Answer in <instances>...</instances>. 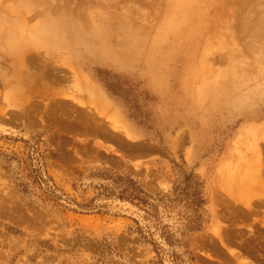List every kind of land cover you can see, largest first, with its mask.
<instances>
[{"label":"rangeland","instance_id":"rangeland-1","mask_svg":"<svg viewBox=\"0 0 264 264\" xmlns=\"http://www.w3.org/2000/svg\"><path fill=\"white\" fill-rule=\"evenodd\" d=\"M251 1L197 0L155 47L171 0H0V264H264Z\"/></svg>","mask_w":264,"mask_h":264},{"label":"bare ground","instance_id":"bare-ground-1","mask_svg":"<svg viewBox=\"0 0 264 264\" xmlns=\"http://www.w3.org/2000/svg\"><path fill=\"white\" fill-rule=\"evenodd\" d=\"M103 1H105V0H103ZM169 0H167V3L169 4V2H168ZM251 1V0H250ZM197 2V0H171V2H170V5L172 6V10L170 11V13H169V15H168V17L166 18V20L162 23V25L159 27V30H158V32H157V39H155L154 41H153V46H159V45H162L163 43H165V40H166V38H167V36H169V35H178V34H180V32H182V30H183V28L185 27V25H186V23H187V21L191 18V16H192V13H193V11H192V9H193V6H194V4ZM252 2V1H251ZM254 2V1H253ZM104 3V2H103ZM107 3V2H106ZM168 4H167V6H168ZM138 5V4H137ZM248 6V5H247ZM257 5H255V7H256ZM125 7V6H124ZM138 7V6H137ZM137 7H136V9H137ZM251 7V6H250ZM144 9V8H143ZM159 9V8H158ZM139 10V9H138ZM137 10V11H138ZM145 10H146V8H145ZM152 10H154V9H152ZM167 10V9H166ZM166 10H164V11H166ZM147 11V10H146ZM96 12H97V10H96ZM144 12V11H143ZM142 12V13H143ZM149 12V11H148ZM156 12V11H155ZM121 13V12H120ZM158 13H160L159 12V10H158ZM140 14V13H139ZM147 14V13H146ZM146 14H143V15H145L146 16ZM153 14H154V12H153ZM142 15V14H141ZM148 15V14H147ZM158 15V14H157ZM165 15V14H164ZM91 16V15H90ZM93 17V16H92ZM144 17V16H143ZM149 17V16H148ZM151 17V16H150ZM154 17V16H153ZM26 19V18H25ZM90 19H91V17H90ZM89 19V20H90ZM142 19V18H141ZM150 20H151V18H149ZM92 20V19H91ZM140 20V19H139ZM142 22H144V20L142 21ZM141 22V24H143ZM149 22V21H148ZM154 22V21H153ZM144 23H146V22H144ZM92 24V23H91ZM152 24V23H151ZM146 25H147V23H146ZM168 34V35H167ZM152 36V35H151ZM75 37V36H74ZM261 40H264V38H262ZM79 41H81V43H83L82 42V40H81V38H79V36L77 37V38H75V39H59V40H57L54 44H59V45H63V46H69V45H71V44H75L76 42H79ZM149 43V42H148ZM209 43V42H208ZM86 44V43H85ZM208 49H209V47H208ZM210 50V49H209ZM209 50H208V52H209ZM207 54V53H206ZM205 54V55H206ZM18 63V62H17ZM73 68H74V66H73ZM74 71H75V69L73 70V73H74ZM24 73V72H23ZM23 73H21V75H23ZM77 73L79 74V75H77ZM75 74V76H73L74 77V80H75V82H77V84H75L76 86H77V90H84V92H87L88 94H89V96L90 95H92L94 98H95V100H94V98H92V100H94L95 101V105H94V107H96V104L99 102V103H101V104H103L104 106L103 107H110L112 110H115V107L112 105V103L109 101L110 99H108L104 94H103V92L88 78V77H86L85 75H80V73L79 72H76V73H74ZM23 76H25V75H23ZM24 78V77H23ZM19 81V80H18ZM80 84H79V83ZM28 83V82H27ZM32 84H33V82H32ZM28 85H29V83H28ZM28 85H26V87L28 86ZM30 86V85H29ZM32 86V85H31ZM34 86V85H33ZM25 89V88H24ZM23 89V90H24ZM29 87H28V91H29ZM213 89V88H212ZM215 94H219L220 95V92H219V90L218 89H213L212 90ZM81 92V91H80ZM26 93V92H25ZM28 93V92H27ZM47 93V92H46ZM30 96V95H29ZM89 96H88V98H89ZM91 96V97H92ZM90 97V98H91ZM31 98V97H30ZM89 98V99H90ZM92 100H90V102L92 101ZM29 102V101H28ZM93 102V101H92ZM91 102V103H92ZM97 102V103H96ZM90 103V104H91ZM92 105V104H91ZM99 106H102V105H98V108H99ZM99 109H102L103 111L105 110V109H107V108H99ZM101 110V111H102ZM109 111L108 112H110L111 113V111L112 110H110V109H108ZM100 111V112H101ZM102 111V112H103ZM105 112V111H104ZM114 114H116V113H112V115L111 116H108L109 118H111L112 117V119L114 120V117L116 116L117 117V114L116 115H114ZM114 116V117H113ZM115 117V118H116ZM116 121H117V119H116ZM117 124H118V122H117ZM120 124V123H119ZM121 127V126H120ZM251 130V129H250ZM126 136H128L127 134H125ZM252 136V135H251ZM128 138H129V136H128ZM263 143V142H262ZM261 143V144H262ZM257 148V147H256ZM260 149V148H259ZM262 149V148H261ZM262 152V151H261ZM263 155L261 154V156H260V151L259 150H257V157H256V160H257V162H256V160H255V163L253 162V164H255V169H256V167L258 166L257 164L259 163L260 164V162L263 160L264 161V156L262 157ZM263 158V159H262ZM262 159V160H261ZM262 161V162H263ZM264 163V162H263ZM261 165V164H260ZM261 167H263V166H261ZM248 168V167H247ZM254 168V167H253ZM261 169V168H260ZM264 169V168H263ZM262 169V170H263ZM255 171V170H254ZM261 171V170H260ZM246 172H247V169H246ZM249 173H250V171H248ZM256 174V173H255ZM260 174L261 173H258V175H255V176H257V182H255V179H254V182L253 183H256V187L254 186V184H253V186L254 187H252L251 189L253 190V191H255V192H257L258 190L259 191H264V180L262 181L260 178H259V176H260ZM237 176V175H236ZM263 176V175H262ZM251 178V177H250ZM253 178H255V177H253ZM247 179H249V178H247ZM260 179V180H259ZM248 181V180H247ZM251 181H253V179H250V182ZM252 185V184H251ZM239 189V188H238ZM247 191H249V190H247ZM253 193V192H252ZM248 194V193H247ZM259 194V193H258ZM239 195V194H238ZM250 196V195H249ZM263 196H264V194H263ZM239 197H241V195L239 196ZM238 198V197H237ZM245 197H243V200H245V199H248V201H250L251 199H249V198H245ZM231 201H232V199H230ZM238 200L239 201H241L242 200V197L239 199L238 198ZM238 201V202H239ZM248 201H245L246 202V204H247V206H248ZM233 202V201H232ZM236 202H237V199H236ZM236 203L237 205L239 204V203ZM241 202H243V201H241ZM241 202H240V204H241ZM251 203V202H250ZM235 204V205H236ZM264 204H262V206H263ZM243 208V207H242Z\"/></svg>","mask_w":264,"mask_h":264},{"label":"trees","instance_id":"trees-1","mask_svg":"<svg viewBox=\"0 0 264 264\" xmlns=\"http://www.w3.org/2000/svg\"><path fill=\"white\" fill-rule=\"evenodd\" d=\"M128 183H129V186H131V187L124 188V191L131 192L130 196L133 199L140 201L141 198L139 197V195L142 194V192L139 190V188H137L136 184H134L131 180H129Z\"/></svg>","mask_w":264,"mask_h":264}]
</instances>
